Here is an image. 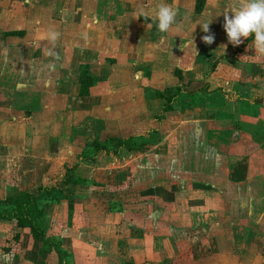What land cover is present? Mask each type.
Wrapping results in <instances>:
<instances>
[{
  "label": "crops",
  "instance_id": "0c3cea01",
  "mask_svg": "<svg viewBox=\"0 0 264 264\" xmlns=\"http://www.w3.org/2000/svg\"><path fill=\"white\" fill-rule=\"evenodd\" d=\"M66 1L0 0V142L9 150L0 199L12 189H63L62 200L44 204L43 218L47 236L68 253L61 264H264V57L252 48L254 38H242L239 46L228 42L223 14L233 0H204L198 12L190 0ZM160 3L187 8L191 18L154 36L156 22L134 16ZM211 20L204 33L200 24ZM6 27L22 34L3 36ZM50 30L60 33L54 49ZM207 34L215 37L211 45L202 40ZM206 48L230 53L203 61L198 55ZM50 49L59 60L47 54ZM104 54L124 55L139 77L148 71L142 90L153 97L142 98L120 76L114 86L98 80L86 96L74 85L79 103L71 104L65 93L70 75ZM181 83L173 110L157 122L164 99L155 91ZM48 97L64 99L65 106L69 101L72 113L58 134L40 135L33 115ZM17 110L31 116L16 121ZM151 129L150 137L163 134L161 142L144 144L128 158L104 152L92 161L78 157L95 138ZM26 138L36 145L42 140L40 150L49 146L42 154L35 147L21 152ZM62 142L75 153L51 145ZM78 162L75 175L83 180L62 183L66 168ZM110 196L120 210L109 209ZM0 264H58V257L27 229L0 220Z\"/></svg>",
  "mask_w": 264,
  "mask_h": 264
},
{
  "label": "trees",
  "instance_id": "16d2710c",
  "mask_svg": "<svg viewBox=\"0 0 264 264\" xmlns=\"http://www.w3.org/2000/svg\"><path fill=\"white\" fill-rule=\"evenodd\" d=\"M194 4V10L200 11L203 7L204 0H190ZM140 20H145L143 17ZM147 21V20H145ZM22 32L18 30H10L4 32V36L21 35ZM254 37H249L244 40V43L249 42ZM91 66L88 64L80 66L78 82L79 94L86 96L89 93V88L96 84L98 76L90 75ZM176 77L182 80L180 69L174 70ZM148 71H144V75L149 76ZM185 86L181 83L171 89L164 88L163 90H156L155 97L164 99V104L161 106L160 111L154 115V118L159 122L164 113L173 110L174 99L182 92ZM155 132V129L149 130L146 134L150 135ZM143 135H129L121 137L119 135H108L103 139L95 138L90 143L84 145L78 154L82 160L92 161L97 156L98 152L111 154L116 158H128L139 148L136 143L137 137ZM80 161V160H79ZM79 162L70 168H66L62 183L78 184L83 179L75 175V170L79 166ZM64 198L63 189L58 185H39L34 192H12L5 198L0 199V220L12 221L17 227L27 229L32 237L41 241L48 247L49 251L55 252L58 257V264H61L62 259L67 256V251L61 247L59 240L54 237L47 236L46 227L43 224L44 218V204L62 200ZM108 207L111 210H120L121 205L115 204L114 201H108Z\"/></svg>",
  "mask_w": 264,
  "mask_h": 264
},
{
  "label": "rangeland",
  "instance_id": "374dc122",
  "mask_svg": "<svg viewBox=\"0 0 264 264\" xmlns=\"http://www.w3.org/2000/svg\"><path fill=\"white\" fill-rule=\"evenodd\" d=\"M71 3H73V0L66 1L65 4H67L68 6H72ZM188 12H189V10H187V8L179 9L178 10V15L176 17V23L173 26H175L182 19H187L188 20L189 18H191V17H187L188 14H189ZM193 17H195V16H192V18ZM14 21L16 23H19V18L18 17L14 18ZM10 27L11 26H9V28ZM6 28H4V30L2 31L3 36H4V32H6L7 29H8V28L7 29ZM8 31H10V30L8 29ZM157 33L159 34L158 30L156 31L154 29V32H153L154 36H156ZM169 35H171V33ZM172 35L175 36V37L180 36L177 33H173ZM160 46L163 47L164 45L162 43H160ZM219 52H215L212 48L201 49L200 50V53L198 55V58L201 59V60H203V61H205V60L211 61V59H214V57H216V54H218ZM228 53H230V51L224 50L223 52H220L219 55H221V56H223V55L227 56ZM82 65H85V64H80L78 66V68L76 69V71L74 72L75 74L71 72L72 74L70 75L71 77L68 80V84H67V87H68L67 90H70V91H66L65 92L66 94L69 95V98L72 99L70 101V103L73 104V105H75V106L78 105L79 98L77 97V92L78 91H75L74 85H77L78 86V84H79V82H78V76H79L80 66H82ZM90 66H91L90 75L91 74L93 76H96L97 75L99 77L98 80L104 79V80L108 81V83L110 85L114 86V84H116V83L119 82V80H120L119 78L121 76L125 81H128V83L130 84V86H129L130 89L131 88H134L135 92H139L140 95H142V98H144V96L145 97L146 96L147 97H153V95H152V94H154V93H152L153 91H148V93H145L144 92V94H143V90H142V88L144 86H147V84L149 83V79H148L149 76L146 75V76H140L139 77L138 75L140 74V71L137 72L136 69H135V67H132L131 61H128L126 59V57L124 55H122V54H113L111 56L104 54V55H102L100 57L99 63L91 64ZM161 68H162V66H161ZM136 74H137V76H136ZM40 83H41V81H40ZM26 86H27V84H26ZM195 86H197V85H193L192 87H195ZM39 88H41V87H39ZM183 88H182V91H183ZM1 91H2V89L0 88V92ZM190 91H193V90H190ZM137 97H139V95ZM44 101H45V105H43V106H41L39 108V111L40 112H38V113L36 112L33 115V117H34L35 120L41 122V125L39 127H36V131L40 135L42 133H44V132L45 133H48L49 130H52L53 132H56L58 134L59 131L62 130L61 127H60V125H59V123L60 122L62 123V120H65L68 117H70V114L72 113V111H70V112H69V110L66 111L67 110V107H68L67 105H68L69 101L66 104L67 107L64 104V99H62L61 101L56 102V101H53L52 97H48V99L44 98ZM135 101L137 102L138 100L135 99ZM120 108L121 107H118V109H117V106H116V111L119 112ZM122 108H124V106ZM130 108H128V106H127V108L123 109L122 111H127ZM1 109H3V107ZM58 111H60L59 112V115H60L59 118L60 119H58V116L56 115ZM23 115H25V114H23ZM23 115H22V113L20 111L17 110L15 112L14 118L16 119V121H20L21 119L27 120L31 116L29 114L28 115L26 114V117H24ZM77 116H81V115H78L77 114ZM81 117H77L76 119L77 120H83L84 118H81ZM102 134L105 135L104 133H102ZM141 135H143V137H141V136L140 137H137L136 140H135L136 143H141V144H139V148L136 151H138L141 148V146H143L144 144L158 143V142H161V140L163 138V136L161 137V135H163L162 133H161V135L154 136V137H150L151 135H147V134H141ZM176 136H179V135H176ZM26 139L29 140V138H26ZM173 139H171L170 142L173 141ZM151 140H153V142H150ZM41 141H40V143H38L36 145V144H34V142H32V140H29L28 142H26L24 144H21L19 146V148L24 149L21 152L25 151V153H27V152L31 151L32 148L35 147L34 148L35 151H36V148H38V152L40 154H42V153H45V151L47 150L46 148H48L49 145L43 143L44 146L40 150V147L42 146L41 145ZM5 145L7 146V144H3V143L0 142V185L1 186L4 184L5 179L7 178V177L5 178V173L3 171H4V168H5V158L4 157H5V154L9 152V150L7 151L8 148H5ZM51 145L54 147V149L60 150L62 152L68 146H70L71 152H74L75 153V150L72 147V144H67V146H66L62 142V143H56L54 145L53 144H51ZM10 146L11 145H9V147ZM174 147L175 148L173 149V151L176 152L175 155H178V147L177 146H174ZM19 148L17 146L16 150H19ZM166 148H167V146H166ZM68 149H69V147H68ZM136 151L134 153H136ZM51 152H52V150H51ZM27 154H30V152L27 153ZM39 159H41V158H39ZM165 162L167 163L168 161L165 160ZM169 164H170V161H169ZM80 165L81 164H79V166ZM4 191H5L4 187L2 189H0V192H2L1 193L2 195L4 194ZM12 192H18V191H14V189H12V191L9 190L7 192V195L9 193H12ZM110 197H112V199H110V201H114L115 204H119V200H115L114 199V196H110ZM242 204L244 205L245 204V201H243ZM243 208H245V207H243ZM255 211L256 212H259V209H257V210L255 209ZM247 216H248V212H245L244 211V213L242 214L241 218L242 219H246ZM260 245H261V243H260Z\"/></svg>",
  "mask_w": 264,
  "mask_h": 264
},
{
  "label": "clouds",
  "instance_id": "9594fccd",
  "mask_svg": "<svg viewBox=\"0 0 264 264\" xmlns=\"http://www.w3.org/2000/svg\"><path fill=\"white\" fill-rule=\"evenodd\" d=\"M154 13V14H153ZM229 13L234 15L230 16ZM178 10L169 4L160 3L151 11H141L136 18L143 17L145 20L156 22L157 30L160 33H167L176 23ZM225 23L223 25L227 34L228 42L233 46H239L243 39L254 37L252 48L256 55L264 57V0H233L228 10L223 14ZM210 22L200 24L204 33L210 32ZM87 40V34H83ZM60 37V33L50 30L47 33V39L52 44L53 49ZM214 35L207 34L202 37L205 44L211 45L214 42ZM194 42V41H193ZM47 54L59 60V55L54 50H48Z\"/></svg>",
  "mask_w": 264,
  "mask_h": 264
}]
</instances>
